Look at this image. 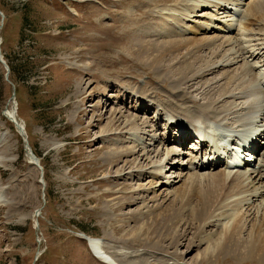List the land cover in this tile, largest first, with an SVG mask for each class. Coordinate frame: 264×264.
Returning <instances> with one entry per match:
<instances>
[{"label": "rangeland", "instance_id": "1", "mask_svg": "<svg viewBox=\"0 0 264 264\" xmlns=\"http://www.w3.org/2000/svg\"><path fill=\"white\" fill-rule=\"evenodd\" d=\"M251 1L229 6L231 16L213 7L204 13L227 16L234 24L236 15L243 20ZM182 4L183 0H0L5 15L3 24L0 16V48L10 70L8 77L0 63V147L10 150L12 161L0 165V264H105L90 249L91 238L115 254L118 264L201 263L207 237L220 231L221 224L208 221L198 231L180 223L173 233L188 231V237L177 246L169 239L160 245L163 232L153 235V227L145 226L175 200L191 174L186 153L192 154L199 144L191 135L187 145H177L181 131L166 125L171 113L164 105H175L177 95L185 91L196 101L191 106L206 108L208 101L220 96L218 89L215 95L206 94L208 86L226 83L223 75L228 68L216 69L194 81V90L204 89L188 91L177 83L175 74L166 77L152 68L159 52L156 44H163V38L155 35L163 33L165 23L159 13ZM200 15L187 19L183 31L204 25ZM215 24L206 36L199 32L187 38L228 36L216 32ZM141 45L155 52L140 49ZM190 49L162 65L176 68L193 52ZM202 56L209 59L210 51ZM239 66H229L230 71ZM257 66L264 74V66ZM13 106L42 169L32 164L24 135L7 116ZM120 110L125 117L121 121L120 116H111ZM138 117L141 121L132 127L128 121ZM259 146L264 147V140ZM132 148L135 153L149 152L150 162L140 164L136 156L125 157L124 151ZM111 149L119 156L108 162ZM169 158L173 164L162 167ZM133 168L144 176H131ZM213 170L209 167L206 172ZM154 172L160 174L156 181ZM2 194L14 198L12 207ZM237 259L224 256L203 264H253Z\"/></svg>", "mask_w": 264, "mask_h": 264}, {"label": "bare ground", "instance_id": "2", "mask_svg": "<svg viewBox=\"0 0 264 264\" xmlns=\"http://www.w3.org/2000/svg\"><path fill=\"white\" fill-rule=\"evenodd\" d=\"M240 1L241 0H183L181 7H169L165 9V11L159 13L160 20H165L164 25L161 26L163 33L157 34V32H155L156 36L163 38V44H156L155 49L159 51V54L157 53V56L154 57L152 62L153 65H151L152 68L156 72L162 70L165 72L166 77L175 74L178 77L177 83L181 86H185L188 91L191 90L195 92L194 81L196 79L205 75H210L211 71H216V69L228 68L224 71L223 78L226 83H224L223 86H208V92L204 90L206 94H212L218 89L220 95L218 98L217 96L215 97L216 100H213L214 102L208 101V106L206 108L205 106L202 109L199 107L196 108V105L195 107H193L194 105L191 106L196 101L189 97L187 95L188 92L185 91L177 95L175 105L171 103L170 105H164V110H168L166 112L171 113V118L167 120L166 125L181 128L183 135H187L189 127L192 128L195 132L200 134V144L205 147L208 146L210 151L211 143L206 141L210 136L203 134L199 127L214 130V127L211 126L212 123L222 128H229V133L232 131L240 133L241 131H251L252 129L258 128L259 132H262L264 136V74L261 75V68L257 66H264V1L253 0L248 3L247 9L244 14L242 13L244 15L242 16L243 20L239 21V16H235L236 18L232 20L234 24L228 20L229 17L227 16H225V18L216 16V11L213 12V14L215 13L214 15L210 14L206 16V13H204L206 10L212 9L213 7L222 11L223 15H227L231 12L229 6H238ZM195 13L202 14L200 17L204 20V25H198L197 28L193 25L191 31H183L186 28V20L195 17ZM161 16L166 18H161ZM215 21H219L222 25H217L218 22L215 24ZM213 24H215L216 32H227L226 34H228V36H223V38H220V36H215V38L204 37L200 39L187 38L190 36V33L195 36L198 35L199 32L206 36L210 26L212 27ZM233 32H236L239 38H237V36H230ZM147 45L148 44H146V46ZM146 46L143 45L140 49L144 50L150 48V46ZM190 48H194V53H188V56H186L176 68L172 69V66L164 67L162 65V63L167 62L170 57L172 58L174 54L181 53L183 50ZM155 49H149L147 52L153 53ZM205 50L210 51L209 59L202 56ZM154 55H152V57ZM237 65H240L239 68L234 70ZM229 66L234 68L230 71ZM255 69L258 70V72H255ZM177 83L174 82L172 85L176 86ZM197 89L196 91H200L204 88L201 87V89ZM236 90H238L237 93L235 92ZM212 95H215V93ZM221 96L227 97L223 101L221 100ZM202 98V100L207 101V97L204 95ZM214 104L216 106H214ZM215 107L216 109H214ZM114 115L120 116L119 121L125 118L121 110L111 113V116ZM7 116L11 117L14 123L17 121L14 106ZM140 121L141 119L138 117L128 122L132 126L133 123L136 125V123ZM230 121L233 122L229 123ZM143 125H145V121L141 126ZM117 126L119 128L120 124ZM20 133L24 135V130H21ZM182 134L178 137L181 141L179 140V142H176L181 144L179 145L180 147L187 145L188 141V137L182 136ZM227 137L230 140V137ZM260 140H262V138L256 140V143L250 151L254 156L259 158V161L257 159L254 160V165L251 166L248 164L246 165V169H238L235 166L236 160L230 162L226 161L227 166L225 164L221 165V157L207 156V149L205 156H201L198 146H194L192 154L186 153V156L190 158L188 164L190 168H186L191 172L190 176L185 180L183 186L176 191L175 200L171 202L169 207H167L166 210H162L160 213L158 212L159 214L151 219L152 222H149L151 224L145 225L153 227V235H157L159 231L163 232L160 237L162 240L159 239L161 240L160 245L169 239L173 246H177L184 241L182 239L188 237V231L184 233L181 232L180 234L179 232L173 233L175 227L180 223L186 222L189 228L193 227L199 231L209 221L210 225L221 224L223 228L219 227V229L222 228L220 231L218 230L216 234L207 237L206 243L208 247L205 250L206 254L199 264H203L206 260H220L221 257L224 256L241 258L245 262L249 261V263L252 262L253 264H264V148L260 149ZM136 141L137 140H133L132 143ZM176 141H178V139ZM166 144L167 143H165V145ZM231 144L236 146L237 140ZM134 149L125 150L123 154L125 157L132 155L136 156V159H140V164L150 162L151 157L149 152L144 153L143 149V152L140 150L138 153H135ZM9 151L8 149L0 147V165H3V167L9 166V164L12 163L8 155ZM115 152L116 151L112 149L107 152L108 156L106 160L108 162H113V159L119 156L118 153ZM140 152L141 155H139ZM114 153L116 155H114ZM158 156L161 155L159 154ZM178 156L180 157L181 153L178 154ZM171 160L172 159H169L170 162ZM196 160L200 161V165L198 164L197 167L195 166ZM31 162L33 165L37 166L35 162ZM134 162L133 165L136 164V160H134ZM244 164L245 162H243V165ZM126 165L130 164L127 163ZM229 165L233 166L229 167ZM212 166H214V170L206 172L209 167L213 169ZM135 169L137 168L131 169L132 171L129 169V171L133 173L131 176H134V173L137 174V176H144L140 170L134 172ZM152 176L155 181L159 178L156 173L152 174ZM4 196L6 203H8V207H12L13 204L11 202L14 201V198L8 199V194ZM237 197H240V200H234ZM178 204L181 205L179 209L176 208ZM228 210L233 211L229 212ZM184 212L187 213L184 214ZM185 215H187L189 220ZM142 231L143 233L144 231H148V227L145 229L142 228ZM148 234L149 233H147L146 236H148ZM135 236L140 237L141 235ZM135 240L138 241V238ZM89 245H91L94 253L98 254L99 260L103 263L118 264L115 254L112 256L113 254L111 255L109 249L101 244L99 240L91 238L89 239ZM238 259L237 261H239ZM243 260L242 262H244ZM140 264H144V261Z\"/></svg>", "mask_w": 264, "mask_h": 264}, {"label": "water", "instance_id": "3", "mask_svg": "<svg viewBox=\"0 0 264 264\" xmlns=\"http://www.w3.org/2000/svg\"><path fill=\"white\" fill-rule=\"evenodd\" d=\"M0 16H1V19H2V24L4 23V19H5V15L3 14V12L0 10ZM1 24V27H0V34H1V29H2V25ZM0 43H1V38H0ZM0 63H2L3 65H5L6 67V70H7V76L9 77V74H10V70H9V67L7 66L6 62L4 61V58H3V54H2V51H1V48H0ZM15 90V89H14ZM15 95L16 93H14V96H13V99L15 100ZM15 123L17 124V126L19 127L20 131L24 130L23 126H21L19 124V122L15 121ZM24 143H25V147H26V150L28 151V155L30 157V159H32L31 161L35 162L38 167H40V169H42V167L40 166V163H39V159L37 158V156L35 155L34 151L31 149V147L29 146V143L27 141V138L24 137ZM39 215V213H37V216Z\"/></svg>", "mask_w": 264, "mask_h": 264}, {"label": "trees", "instance_id": "4", "mask_svg": "<svg viewBox=\"0 0 264 264\" xmlns=\"http://www.w3.org/2000/svg\"><path fill=\"white\" fill-rule=\"evenodd\" d=\"M11 70H12V73H14V74L17 72V70L13 67H11Z\"/></svg>", "mask_w": 264, "mask_h": 264}]
</instances>
